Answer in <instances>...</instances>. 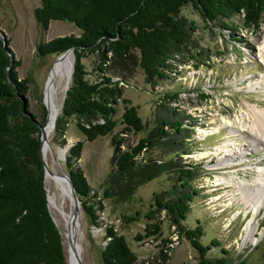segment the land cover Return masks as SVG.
<instances>
[{
  "label": "rangeland",
  "instance_id": "1",
  "mask_svg": "<svg viewBox=\"0 0 264 264\" xmlns=\"http://www.w3.org/2000/svg\"><path fill=\"white\" fill-rule=\"evenodd\" d=\"M40 3L41 0H0V28L10 38L9 43L15 56L21 59L19 75L30 77L26 93L30 109L42 118V104H45L44 99L48 103V91L52 89L56 90L60 114L72 75L68 82L66 73L62 77L59 72L53 85L52 76L61 57L55 52L38 54L37 44L60 34L79 33V27L69 20L51 19L45 29L34 12V7ZM179 15L185 21L188 35L184 49L175 54V58H171L177 63L175 80L154 79L134 61L124 69L125 72L131 71L127 72L122 95L130 97L138 105L139 114L145 122V127L140 130L124 132V145H134L141 136L148 135L156 121L157 105L162 100L161 91L170 89L175 90L177 95L168 103L180 106L191 115L189 120H195L191 126L195 129L192 152L179 157L167 151L170 148L166 145H147L136 155L137 164L127 173H120L112 164V132L89 139L77 124L79 116L73 115L69 117L65 137L68 141L84 140L79 161L93 187L91 198L100 213V223H113L126 235L138 255L133 264H196L198 261L197 250L190 241L183 235L177 238L175 226L165 209L157 214V220L162 225L161 231L143 239L136 238V232L144 231L145 223L149 220L145 213L151 207L155 193L163 192L169 197V188L177 181L180 168L191 167L190 164L197 172L192 182L202 185L203 190L202 195L194 198L185 222L193 225L200 218L205 227L204 242L216 236L229 248L228 257L231 261L246 259L247 264H264L261 256L264 250L261 245L264 244V205L255 212V208L242 201L239 192L240 183L252 186L259 181L261 172L264 178V141L255 136L246 124L251 123V107L264 108V22L258 26H246L241 14L227 20L206 19L192 3L184 4ZM226 22L233 28L227 27L224 24ZM100 58V52H90L83 58L88 70L87 76L91 79L98 77L97 64ZM110 63V72L120 71V62L112 59ZM122 110L123 103L120 102L115 113L119 120ZM230 118L236 122L228 121ZM46 120L48 122L49 118ZM54 127L50 140L53 149H56L63 144L58 140ZM121 127L119 121L114 131ZM225 142L226 148L234 149L238 146L252 150L246 151L240 161L216 166V163L223 160L224 153L216 149L219 145L223 148ZM254 143L256 146L253 148ZM57 155L58 160L51 148L45 160L62 177L64 173L61 167L67 170V150L63 156ZM162 168V172L154 177L144 178L150 171ZM61 177L59 179H63ZM45 181L49 208L63 234L67 227L59 211L62 194L51 177ZM233 182L240 183L236 185ZM260 191L264 193V185ZM203 199L209 209L203 206ZM70 200L74 206L73 198ZM211 204L224 207L225 212L214 214L217 211L211 208ZM130 214L136 218H126L125 215ZM80 221V257L83 263L104 264L101 253L105 243L104 224L96 225L83 207ZM249 230L250 235L245 239ZM165 237L171 239L166 240ZM63 240L67 260L72 264L70 240L65 234ZM217 252L220 254L219 246H213L209 254L218 255Z\"/></svg>",
  "mask_w": 264,
  "mask_h": 264
},
{
  "label": "trees",
  "instance_id": "2",
  "mask_svg": "<svg viewBox=\"0 0 264 264\" xmlns=\"http://www.w3.org/2000/svg\"><path fill=\"white\" fill-rule=\"evenodd\" d=\"M186 3L195 5L206 19L227 20L241 14L246 26L264 22V0H41L34 7L35 16L45 29L51 19L69 20L79 27V33L39 41L37 51L40 55L60 54L71 47L74 52L72 82L54 128L62 146L68 147L70 143L65 163L83 209L96 225L104 224L105 243L101 247L104 264H133L138 255L126 235L113 223H100V213L91 198L93 187L79 161L84 140L68 141L65 137L69 117L79 116L77 124L89 139L112 132V164L120 173H127L137 164L136 155L147 145H166L170 148L167 151L179 157L192 152L195 129L191 126L195 120H189L191 115L180 106L168 103L177 95L170 89L161 91L156 121L148 135L141 136L134 145H124L125 131L145 127L138 105L122 95L127 72L131 71L124 69L134 61L154 79L175 80L177 63L171 58H175L187 42L188 30L179 15ZM224 24L233 28L227 22ZM90 52L101 53L96 79L87 76L83 60ZM112 59L121 64L116 73L109 71ZM20 64L19 57L11 59L0 36V264H69L62 231L49 208L41 153V125L47 121L48 109L43 103L42 118L36 112L32 116L25 112L30 109L29 101L26 107L23 102L30 77L19 75ZM120 102L123 110L119 120L115 113ZM119 121L122 127L114 131ZM190 166L180 168L177 181L169 188V197L163 192L155 193L145 213L149 220L144 231L136 232V238L158 234L162 225L157 214L165 209L177 238L185 236L196 248V264H247L246 259L231 261L229 248L216 236L204 242L205 227L200 218L193 225L185 222L194 198L203 190L202 185L192 182L197 172ZM162 170L150 171L144 178H152ZM212 207L217 211L214 214L225 212L224 207ZM125 216L129 220L136 218L134 214ZM261 245L264 249V244ZM213 246H219L220 254H209ZM261 256L264 258V250Z\"/></svg>",
  "mask_w": 264,
  "mask_h": 264
},
{
  "label": "bare ground",
  "instance_id": "3",
  "mask_svg": "<svg viewBox=\"0 0 264 264\" xmlns=\"http://www.w3.org/2000/svg\"><path fill=\"white\" fill-rule=\"evenodd\" d=\"M59 57L61 58L58 61V64L56 65V68L52 76L53 85H55L59 72H61L62 77L66 73V76L68 77V82L71 79V75H72V66H73L72 51H66L63 54H61ZM48 96H49L48 105H49L50 113L48 114L49 120L48 122L45 123V132L47 135L42 144V154L45 159H47L48 152L51 149L50 135H51L53 126H55L54 125L55 119L57 118L58 111H59V104L57 103V98H56V90L54 89L49 90ZM250 109H251V113L249 115L252 118L251 123L247 122L246 124L250 128V130L253 131L255 136L259 137L261 141H264V108L253 106ZM228 121L232 123L236 122L235 120H231V118L228 119ZM226 144L227 142L223 144V148L219 145L216 149L220 152L222 151L224 152L222 156L223 160L216 163L215 164L216 166L231 165L235 163L237 160L238 161L242 160L244 158V154L246 153V151L248 152L252 150V148H246V149L240 148V147L237 148L238 146H235L234 149L229 148V147L226 148ZM255 144L256 143H254L253 148L256 146ZM54 150L56 154L58 153L61 156H63L67 150V145L65 148H62V146H58ZM242 151H245V152H243L242 154ZM261 175H262V172L258 178L259 181L255 182V184H252V186H246V184L244 185L240 182H233V184H236V185L240 183L239 192H241L242 201L245 204H249L251 205V207L255 208V212L258 211L262 207V205H264V193L260 191V187L264 185V178ZM46 176H47L46 177L47 179L48 178L50 179L51 177V179L57 183L59 192L62 194L61 207L59 208V211L61 213L62 221L67 227V229L63 231V234L68 236V238L69 236L73 238V242L70 243L71 244L70 252L72 255L71 260H72V264H78V256H80V251L82 247L81 242L79 241V238H80L79 235L81 232V224H80L81 223L80 221L81 220V210L78 215L73 216L72 213H73L74 206H73L72 201L70 200L71 198L70 197L71 196L70 186H69L66 175L62 177L60 176L63 179H59L60 177L56 173H52L48 171ZM225 182L228 183L229 181L225 180ZM250 231L251 230L247 231V233L245 234V239L250 235Z\"/></svg>",
  "mask_w": 264,
  "mask_h": 264
},
{
  "label": "water",
  "instance_id": "4",
  "mask_svg": "<svg viewBox=\"0 0 264 264\" xmlns=\"http://www.w3.org/2000/svg\"><path fill=\"white\" fill-rule=\"evenodd\" d=\"M0 36L2 37V39L4 41V45H5L6 49H7V51L9 52V54L11 55V59H12L15 56L14 50L12 49V47L10 46V43L8 42V37H7L6 33L4 31H2L1 28H0ZM66 51H72L73 56H74V52H73L71 47L66 49L65 51L61 52L59 54V56L61 54H63L64 52H66ZM73 63H74V61H73ZM72 71H73V66H72ZM44 100H45L46 107L48 108V113H47V116H48V114H49V105L46 102V99H44ZM23 102H24V106L26 107L27 106V102H28V96L26 94H25V96H23ZM25 112L28 113L30 116H32L34 114L33 111L30 110V109L25 110ZM46 135L47 134L45 132V124H42L41 125V143L42 144H43V141H44ZM69 145H70V143H68V147H69ZM50 146H51V148L53 150L54 157L56 159H58V157H57L58 155L56 154L55 150L53 149L51 143H50ZM41 153H42V145H41ZM42 157H43L44 165H45V180H46L47 172L50 171L52 173H55V171L53 169H51V167L47 164L43 154H42ZM61 170L64 173V175H66V177L68 179V183H69V186H70V195H71V197L74 200V209H73V213L72 214H73V216L78 215L80 210H81V208H82L81 199H80V197H79V195H78V193L76 191V188H75V185H74V182H73V180L71 178L70 173L66 169H64L62 167H61ZM48 201H49V194H48ZM54 219H55V217H54ZM69 240H70V243L73 242V238L71 236H69ZM78 264H84L80 256H78Z\"/></svg>",
  "mask_w": 264,
  "mask_h": 264
}]
</instances>
